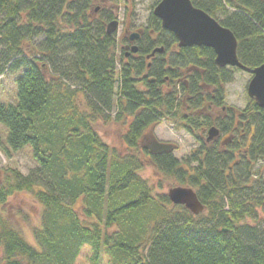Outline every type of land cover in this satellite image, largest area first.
<instances>
[{
    "label": "trees",
    "instance_id": "obj_1",
    "mask_svg": "<svg viewBox=\"0 0 264 264\" xmlns=\"http://www.w3.org/2000/svg\"><path fill=\"white\" fill-rule=\"evenodd\" d=\"M98 1L110 7L95 19ZM192 2L232 30L244 65L264 64V0ZM113 6L0 0V79L15 74L16 84L12 98L0 99V147L30 146L38 164L26 175L0 170V264H73L85 249L93 264H264V110L251 98L241 110L226 106L238 68L219 67L212 48L179 47L153 13L138 52L118 57V39L108 33ZM158 47L163 52L150 56ZM79 92L89 113L75 100ZM216 107H225L222 117ZM100 118L129 123L131 152L102 140L93 124ZM164 119L199 142L185 160L140 146L147 128ZM211 127L227 134L224 141L207 142ZM143 156L193 185L205 210L195 215L156 192L141 174ZM22 192L42 209L36 244L5 214Z\"/></svg>",
    "mask_w": 264,
    "mask_h": 264
},
{
    "label": "rangeland",
    "instance_id": "obj_2",
    "mask_svg": "<svg viewBox=\"0 0 264 264\" xmlns=\"http://www.w3.org/2000/svg\"><path fill=\"white\" fill-rule=\"evenodd\" d=\"M157 3L156 0H114V4L118 5L113 6V10L117 15L114 20L118 22V25L114 31L116 38L118 39V47L116 50L118 57L121 55V52L127 44L126 42H128V40L126 41L125 36L127 37L140 31L143 33V29L151 20L150 14L153 13L155 8L154 6H156ZM94 7L98 8L93 12V16L96 19L102 14V9L104 7H110V2L106 1L104 3L98 1ZM175 48L176 47L173 46L171 51L175 50ZM251 78L252 75L249 72L243 71L239 68L233 72L232 81L226 85V97L224 101L226 106L231 107L234 110H241L245 108L250 99L247 93V87ZM140 87L145 88L144 85H140ZM15 93V74H9L0 79L1 100H9L13 95H15ZM75 100L82 109H87L86 105L89 100L84 93L79 92L78 95L75 96ZM225 110V107H216L215 115L217 117H222L221 115L225 114ZM87 112L89 113V107ZM93 124L95 130L101 136L102 140L108 143L111 147L116 148L122 153L131 152L124 140L129 123L120 124L118 122H107L105 121V118H100L98 120H94ZM37 127L41 130V132H46L48 129V125L43 124L40 121L37 122ZM220 133L219 140L224 141L225 137H227V134H224L223 132ZM0 134L3 145L5 146L6 134L4 127L1 124ZM152 140L173 144L175 146L173 155L179 160H185L194 152V150L200 146L193 134L178 124H174V122L165 119L160 121L157 125L147 128L142 137L140 146L142 148L144 147L149 149L147 146ZM138 152H141V150L139 149ZM140 157H142L141 154ZM143 157L145 165L141 171V174L144 178L151 182V184L156 188V192L167 194L168 190L175 186H189V184H181L175 178L165 176L164 174L160 173L151 163L148 157ZM261 164H264V162H259L258 166ZM37 165V161L33 157V151L30 146L19 151L9 150L8 152H5L0 147V170L9 167L17 168L26 175L32 169L37 167ZM262 171H264V168H262ZM190 187L196 190L193 185ZM4 209L8 219L25 236V238L29 242L36 244L34 229L40 224L42 212L40 204L36 202L30 194L22 192L10 198L9 202L4 206ZM259 210L261 214L260 216L263 217V208L260 207ZM88 256V249H85L82 254H80L75 259L73 264H93L90 262V260H88ZM101 264L107 263L104 261Z\"/></svg>",
    "mask_w": 264,
    "mask_h": 264
},
{
    "label": "water",
    "instance_id": "obj_3",
    "mask_svg": "<svg viewBox=\"0 0 264 264\" xmlns=\"http://www.w3.org/2000/svg\"><path fill=\"white\" fill-rule=\"evenodd\" d=\"M154 16L162 21V26L172 32L178 40L179 47L205 46L212 48L216 54L215 63L219 67H236L247 71L252 78L247 87V93L257 105L264 110V64L251 68L244 65L238 58V40L231 29L223 26L216 18L205 10L195 6L192 0H160L153 10ZM118 22L113 20L108 25V33L115 31ZM139 38V34L131 35V40ZM131 52L136 53L138 46H130ZM163 47H158L152 52H163ZM217 127L208 131L207 141L219 135ZM175 146L155 140L150 150L152 152H171ZM169 199L174 204L184 205L193 214H200L205 210L204 203L200 200L196 190L190 186H175L167 192Z\"/></svg>",
    "mask_w": 264,
    "mask_h": 264
},
{
    "label": "flooded vegetation",
    "instance_id": "obj_4",
    "mask_svg": "<svg viewBox=\"0 0 264 264\" xmlns=\"http://www.w3.org/2000/svg\"><path fill=\"white\" fill-rule=\"evenodd\" d=\"M160 1V0H159ZM159 3V2H158ZM157 3V4H158ZM157 4H156V6H157ZM156 6H154V7H156ZM156 17V16H155ZM125 39H126V41L128 40V42H126L127 44L125 45V47H124V49L126 50V56H129L130 54H129V52L131 51V47L130 46H132L133 44H135L136 43V41L134 40H131V35H129V36H125ZM155 49H157V48H155ZM154 49V50H155ZM138 52V51H137ZM158 53V52H157ZM152 54V53H151ZM156 54V53H155ZM150 56H148V58H149ZM221 134V133H220ZM155 140H152L151 142H150V144L147 146L149 149L152 147V144H153V142H154ZM208 142V141H207Z\"/></svg>",
    "mask_w": 264,
    "mask_h": 264
},
{
    "label": "bare ground",
    "instance_id": "obj_5",
    "mask_svg": "<svg viewBox=\"0 0 264 264\" xmlns=\"http://www.w3.org/2000/svg\"><path fill=\"white\" fill-rule=\"evenodd\" d=\"M158 18V17H157ZM160 21H161V19L160 18H158ZM161 24H162V21H161ZM133 34H135V33H133ZM132 35V34H131ZM249 96V95H248ZM250 98V97H249Z\"/></svg>",
    "mask_w": 264,
    "mask_h": 264
}]
</instances>
